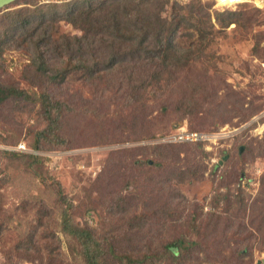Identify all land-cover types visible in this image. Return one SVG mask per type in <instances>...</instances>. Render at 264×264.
<instances>
[{
    "label": "rangeland",
    "instance_id": "rangeland-1",
    "mask_svg": "<svg viewBox=\"0 0 264 264\" xmlns=\"http://www.w3.org/2000/svg\"><path fill=\"white\" fill-rule=\"evenodd\" d=\"M68 1L16 0L0 10V33L5 12ZM172 5L184 16L176 45L191 61L160 86L138 90L120 70L51 82L31 66V46L0 54L2 86L64 102L52 129L40 101L0 105V264H85L63 232L65 211L120 252L183 242L176 257L147 264H264V0H171L164 18ZM200 7L212 28L199 24ZM56 31L83 34L64 20ZM181 128L210 137L159 142Z\"/></svg>",
    "mask_w": 264,
    "mask_h": 264
},
{
    "label": "trees",
    "instance_id": "trees-1",
    "mask_svg": "<svg viewBox=\"0 0 264 264\" xmlns=\"http://www.w3.org/2000/svg\"><path fill=\"white\" fill-rule=\"evenodd\" d=\"M170 1L95 3L93 0H73L8 11L1 16L7 21V27L0 33V54L31 46L35 52L31 56V66L39 79L51 82H64L67 73L74 70L82 72L86 80L107 78L108 73L120 70L129 74L127 81L138 90L160 86L169 81L173 69L184 68L191 61L192 51L176 45L178 32L184 26V16L174 5L169 18L162 16ZM196 10L203 12L200 17L206 20L199 24L212 28L211 14L204 12L203 7ZM220 15L216 14V20L224 22ZM60 20L81 30L82 36L57 35ZM194 27L202 37L206 35L204 28ZM10 99L40 101L50 117V129L57 126L59 120L53 117L54 112L62 113L64 105L46 90L31 94L16 86L0 84V105ZM31 160L32 163L40 162L36 156H31ZM62 227L63 232L79 242L85 264H147L166 256L176 257L183 251L181 240L167 244L161 253L150 254L148 251L135 255L117 251L113 244L98 240L91 230L75 225L67 211L63 213ZM245 253L244 249L239 251L243 256Z\"/></svg>",
    "mask_w": 264,
    "mask_h": 264
},
{
    "label": "built area",
    "instance_id": "built-area-1",
    "mask_svg": "<svg viewBox=\"0 0 264 264\" xmlns=\"http://www.w3.org/2000/svg\"><path fill=\"white\" fill-rule=\"evenodd\" d=\"M214 1L217 6L220 8H232L244 3H251L255 0H210ZM210 136H207L202 133H197L193 131H188L186 129H179L173 134L166 135L163 138L159 139L161 143L167 144H176V143H200L209 139ZM20 150H25V146L20 145Z\"/></svg>",
    "mask_w": 264,
    "mask_h": 264
},
{
    "label": "water",
    "instance_id": "water-1",
    "mask_svg": "<svg viewBox=\"0 0 264 264\" xmlns=\"http://www.w3.org/2000/svg\"><path fill=\"white\" fill-rule=\"evenodd\" d=\"M16 0H0V10L10 6ZM259 264V263H258Z\"/></svg>",
    "mask_w": 264,
    "mask_h": 264
}]
</instances>
